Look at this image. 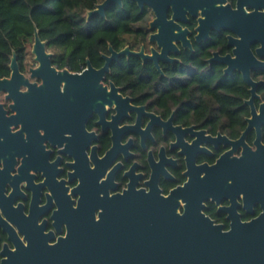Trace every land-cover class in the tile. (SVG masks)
<instances>
[{
	"label": "flooded vegetation",
	"instance_id": "1",
	"mask_svg": "<svg viewBox=\"0 0 264 264\" xmlns=\"http://www.w3.org/2000/svg\"><path fill=\"white\" fill-rule=\"evenodd\" d=\"M175 2L155 27L152 8L139 6L137 30L120 49L109 44L100 66H60L53 55L52 69L38 68L32 49L17 53V74L0 83V264H34L71 234L87 243L116 214L148 227L191 198L225 230L261 214L264 0ZM110 46L130 53L96 95ZM10 63L0 79L12 77Z\"/></svg>",
	"mask_w": 264,
	"mask_h": 264
},
{
	"label": "water",
	"instance_id": "2",
	"mask_svg": "<svg viewBox=\"0 0 264 264\" xmlns=\"http://www.w3.org/2000/svg\"><path fill=\"white\" fill-rule=\"evenodd\" d=\"M132 1L141 8L145 5L152 8L157 16L152 22V27L157 26L161 19L165 20L169 6L176 9L175 0ZM114 4L123 5V0H103L97 3L94 9L88 11V19L96 14L105 15L106 9ZM170 22L172 23V20ZM32 50L40 63L38 68L52 69L54 53L48 51L47 41L41 38L38 28L35 30ZM110 50L111 55H104L105 65L96 69V95L99 89L104 88L101 78L105 71L109 70L112 61L130 53L129 47L116 51L110 46ZM142 52L133 51V54L143 55ZM89 64L91 66L90 62ZM10 66L13 70L12 77L0 79V83L11 82L17 74L19 66L16 51L12 55ZM60 73L80 80L87 78L91 71L86 74H74L63 70ZM261 168L264 171V161ZM242 169L243 167L239 168L238 173L241 176ZM203 207L201 200L191 198L188 199L183 213L176 211L174 217L168 219L165 213L159 212L152 215L155 220H150L148 227L140 228L126 227L127 222L124 221L119 223V214H116L112 222L113 227H96V237L89 239V245L87 240L82 244L78 243L81 239L73 238L71 234L64 238L63 242L49 245L34 264H264V203L263 211L258 217L249 221H242L237 217L228 230L215 224L203 212ZM136 233L140 238L134 237ZM71 240H76L77 245H62Z\"/></svg>",
	"mask_w": 264,
	"mask_h": 264
},
{
	"label": "trees",
	"instance_id": "3",
	"mask_svg": "<svg viewBox=\"0 0 264 264\" xmlns=\"http://www.w3.org/2000/svg\"><path fill=\"white\" fill-rule=\"evenodd\" d=\"M102 1L0 0V76L9 72L14 51L25 54L34 41L36 28L60 66L78 68L86 64L87 58L102 65V52H108L109 44L120 49L125 36L136 31L145 16L137 3L124 0L123 5H111L105 15L88 19V11ZM115 63L130 64L125 59Z\"/></svg>",
	"mask_w": 264,
	"mask_h": 264
},
{
	"label": "rangeland",
	"instance_id": "4",
	"mask_svg": "<svg viewBox=\"0 0 264 264\" xmlns=\"http://www.w3.org/2000/svg\"><path fill=\"white\" fill-rule=\"evenodd\" d=\"M32 44H33V42H32L31 45L28 47V50H29V51H31V49H32Z\"/></svg>",
	"mask_w": 264,
	"mask_h": 264
}]
</instances>
